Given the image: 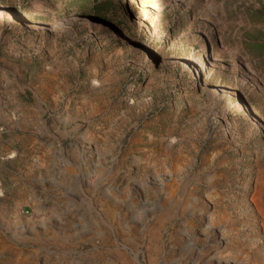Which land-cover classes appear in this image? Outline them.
<instances>
[{
  "label": "rangeland",
  "instance_id": "374dc122",
  "mask_svg": "<svg viewBox=\"0 0 264 264\" xmlns=\"http://www.w3.org/2000/svg\"><path fill=\"white\" fill-rule=\"evenodd\" d=\"M115 1L0 0V264H264V0Z\"/></svg>",
  "mask_w": 264,
  "mask_h": 264
},
{
  "label": "trees",
  "instance_id": "16d2710c",
  "mask_svg": "<svg viewBox=\"0 0 264 264\" xmlns=\"http://www.w3.org/2000/svg\"><path fill=\"white\" fill-rule=\"evenodd\" d=\"M93 3V13L103 17L107 12L111 14H121L124 12L123 7L115 0H89Z\"/></svg>",
  "mask_w": 264,
  "mask_h": 264
},
{
  "label": "crops",
  "instance_id": "0c3cea01",
  "mask_svg": "<svg viewBox=\"0 0 264 264\" xmlns=\"http://www.w3.org/2000/svg\"><path fill=\"white\" fill-rule=\"evenodd\" d=\"M69 164L72 165V163H69ZM65 184H69V186L72 187L73 186L72 179H71V181H66Z\"/></svg>",
  "mask_w": 264,
  "mask_h": 264
},
{
  "label": "built area",
  "instance_id": "2783aa9c",
  "mask_svg": "<svg viewBox=\"0 0 264 264\" xmlns=\"http://www.w3.org/2000/svg\"><path fill=\"white\" fill-rule=\"evenodd\" d=\"M23 213H24V214H28L29 212H28V211H26V212H25V211H23Z\"/></svg>",
  "mask_w": 264,
  "mask_h": 264
},
{
  "label": "bare ground",
  "instance_id": "6f19581e",
  "mask_svg": "<svg viewBox=\"0 0 264 264\" xmlns=\"http://www.w3.org/2000/svg\"><path fill=\"white\" fill-rule=\"evenodd\" d=\"M139 19V18H138ZM137 20V19H136Z\"/></svg>",
  "mask_w": 264,
  "mask_h": 264
}]
</instances>
